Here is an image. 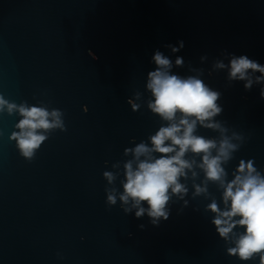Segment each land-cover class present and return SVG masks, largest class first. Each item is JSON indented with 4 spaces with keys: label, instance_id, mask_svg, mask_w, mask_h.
Returning <instances> with one entry per match:
<instances>
[{
    "label": "water",
    "instance_id": "1",
    "mask_svg": "<svg viewBox=\"0 0 264 264\" xmlns=\"http://www.w3.org/2000/svg\"><path fill=\"white\" fill-rule=\"evenodd\" d=\"M157 51L170 75L220 93L212 118L220 127L197 122L194 135L236 147L221 164L223 186L206 178L202 154L187 152L192 168L179 178L187 191L171 195L169 219L153 225L120 197L125 165L139 163L126 149L151 148L169 124L149 108ZM242 55L264 66V0H0V97L17 106L0 111V264H259L258 255L229 254L245 229L220 237L208 208L226 210L241 160L264 178V80L249 70L245 89L247 80L229 78ZM21 105L57 111L62 122L36 130L46 139L30 158L13 138Z\"/></svg>",
    "mask_w": 264,
    "mask_h": 264
},
{
    "label": "clouds",
    "instance_id": "2",
    "mask_svg": "<svg viewBox=\"0 0 264 264\" xmlns=\"http://www.w3.org/2000/svg\"><path fill=\"white\" fill-rule=\"evenodd\" d=\"M180 42L179 48H173V52L183 48ZM157 70L148 74V89L152 92L154 100L149 104L152 112L168 121L167 127H161L155 135L150 137L152 147L140 143L132 151L139 161L133 169L132 163L125 165L124 194L120 197L124 204L131 200L132 207L136 208L137 218L145 212L151 218V223L157 225L161 219L167 221L169 213L166 209L171 195L185 193L187 189L179 182V178L186 176V169L192 168V163L184 159L185 154L191 151L194 154H202L200 167L204 170L206 178L218 181L224 185L225 170L222 162L227 161L230 152L235 145L224 138L217 149L215 140L205 139L203 136L194 135L197 122L203 127L217 129L218 123H213L212 118L219 115L222 108L217 104L220 93L211 90L204 82L195 77L182 79L176 75H170L166 69L171 67V61L157 51L153 57ZM183 60L177 57L176 64L182 65ZM217 67H224L218 64ZM249 70L259 72L262 75L256 77L257 82L264 80V66L249 59L246 55L233 57L230 61V79L247 80L245 89H250L251 79L248 78ZM264 98V89L260 92ZM131 103V101H129ZM7 105L8 112L17 110L15 104H9L0 97V111ZM135 110L138 105H132ZM23 117L17 124L21 130L13 134L17 145L25 157H32L33 150L37 149L46 139L37 129H51L61 127L60 113L38 107L18 108ZM177 113L180 118L177 120ZM53 119L50 120L49 117ZM170 142V143H166ZM217 149V154L212 155V150ZM159 153V158H153L152 153ZM145 159L140 161L139 158ZM109 182L112 174H104ZM195 175V173H193ZM171 189V193H169ZM206 191L196 187V194ZM226 210L221 211L213 201L208 208L216 216L213 224L219 236L227 239L233 229L241 226L244 233L235 241L236 246L228 249L229 254L238 256L243 261H248L258 255L259 264H264V178L256 172L252 160L245 163L241 160L237 168L235 178L227 183L223 195ZM110 203H115V197L109 196ZM146 202L148 207L141 206ZM230 202V203H229ZM130 211L126 208L125 212ZM240 217V219H234ZM143 227V225H141Z\"/></svg>",
    "mask_w": 264,
    "mask_h": 264
}]
</instances>
